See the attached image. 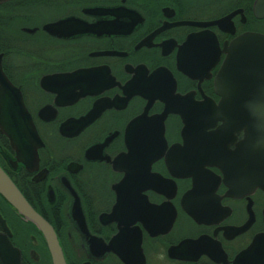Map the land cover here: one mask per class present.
<instances>
[{"label":"flooded vegetation","instance_id":"af4514ba","mask_svg":"<svg viewBox=\"0 0 264 264\" xmlns=\"http://www.w3.org/2000/svg\"><path fill=\"white\" fill-rule=\"evenodd\" d=\"M256 1L0 5L2 68L43 144L25 166L0 134V167L52 226L67 264H264V179H252L242 133L221 137L216 111L224 46L264 35ZM227 162L237 177L245 164L248 179H224ZM0 214L21 264L51 263L1 197Z\"/></svg>","mask_w":264,"mask_h":264},{"label":"water","instance_id":"95a60500","mask_svg":"<svg viewBox=\"0 0 264 264\" xmlns=\"http://www.w3.org/2000/svg\"><path fill=\"white\" fill-rule=\"evenodd\" d=\"M7 1L9 0H0V4ZM254 10L257 18H264V0H257ZM91 13L103 14L104 10L93 9ZM68 23L48 25L44 30L54 31L53 28L59 29ZM76 25L79 23L77 22ZM72 32L77 31L72 30ZM224 53L226 58L216 79L217 89L223 96L216 108V111L220 113L219 120L223 122L219 133L226 143L231 142L235 136L243 134V139L239 141L242 150L251 151L254 154L252 179H264V35L245 33L236 37L230 44L224 46ZM0 134L9 140L19 162L25 166H29L30 163L35 165L38 162L37 151L43 144L22 104L19 90L10 83L3 71L1 57ZM160 138L163 139V132L160 133ZM238 167L229 162L218 166L224 179H248L245 164L240 166L242 173L239 177L235 171ZM189 174L199 176L197 172ZM66 187L70 194L74 195L70 185L67 184ZM0 197L19 217L35 227L44 240L51 264H67L52 226L33 210L1 167ZM0 226L2 229L0 262L21 264L19 251L10 242L11 232L1 214ZM81 231L86 239L95 238L88 232L86 223L82 224Z\"/></svg>","mask_w":264,"mask_h":264},{"label":"rangeland","instance_id":"374dc122","mask_svg":"<svg viewBox=\"0 0 264 264\" xmlns=\"http://www.w3.org/2000/svg\"><path fill=\"white\" fill-rule=\"evenodd\" d=\"M30 230H31V229H30ZM31 231H32V230H31ZM30 234L35 235V236H38L39 238H41L40 234H39L38 232H36V231H34V233L29 231V235H30ZM41 239H42V238H41ZM46 262H47V264H49L47 260H46ZM49 262H50V260H49ZM44 264H45V262H44ZM50 264H51V263H50Z\"/></svg>","mask_w":264,"mask_h":264}]
</instances>
